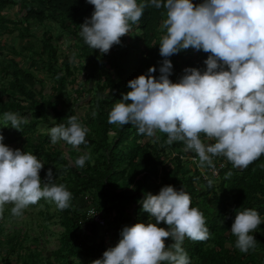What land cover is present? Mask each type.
Listing matches in <instances>:
<instances>
[{"label":"clouds","instance_id":"obj_1","mask_svg":"<svg viewBox=\"0 0 264 264\" xmlns=\"http://www.w3.org/2000/svg\"><path fill=\"white\" fill-rule=\"evenodd\" d=\"M94 6L90 17L79 25V36L89 48L108 54L114 45L130 42L132 24H138L146 7L163 9L160 29L159 77L152 63L146 74L127 83L130 91L121 95L108 115L109 124L132 125L138 134L148 137L167 135V144H183V153L173 150L169 159L179 158L191 164L202 177L215 161L223 157L233 169L246 170L264 155V0H86ZM193 49L208 56L204 70L184 69L178 82H173L170 57ZM176 55V57H177ZM81 59V58H80ZM200 61V55H197ZM183 66V64H182ZM180 69V68H179ZM96 112L92 113L93 118ZM3 127L21 131L28 118L18 113L4 112ZM2 127V128H3ZM89 128L76 115L67 123L50 128V142L61 140L79 148L87 143ZM0 132V219L10 208L12 217L23 216L25 210L41 199L53 203L57 210L72 207V193L63 183H57L51 168L41 178L44 163L30 151L14 149L4 142ZM193 158L197 160L194 161ZM91 154L79 155L74 164L83 169ZM207 166V167H206ZM264 167V165H262ZM232 176L229 171L225 179ZM214 182L208 181L209 187ZM87 202L88 215L98 213ZM138 203L149 215V222L125 225L115 246L108 247L101 258L90 264H193L183 247L186 239L206 242L211 239L204 213L192 206L190 194L182 187H161L158 194L147 192ZM231 233L235 247L242 253L256 248L252 233L264 224L254 208L235 210ZM85 216L87 222L90 221ZM106 226L99 230L106 239L113 233ZM227 219V217H225ZM167 227H160V224ZM97 229V227H96ZM171 238L173 243L166 244Z\"/></svg>","mask_w":264,"mask_h":264},{"label":"trees","instance_id":"obj_2","mask_svg":"<svg viewBox=\"0 0 264 264\" xmlns=\"http://www.w3.org/2000/svg\"><path fill=\"white\" fill-rule=\"evenodd\" d=\"M138 2L146 3V0ZM199 2L200 0H194V3ZM17 6L20 7L22 15L18 21H14L5 12ZM93 9L94 6L86 0H0V35L19 31L20 37L24 38L28 36L32 23L43 26L50 20L60 24L66 33L79 41L76 46L81 52L83 70L90 71L98 79L96 87L92 88L95 96L91 100L93 112L97 115L95 118L90 116L88 121L76 111L80 90H76L78 94L75 98L68 92V85L77 83L75 68L73 69L68 60L63 66L59 65L58 48L49 31H45L41 39L44 53L40 59L52 75L53 94H46L43 81L38 80L15 58L7 55L0 60V117H3L4 112L10 111L28 118V123L22 124L21 131H18L11 128L10 124L9 127H3V121L0 120L3 142L10 147L17 142H23L22 150L37 155L45 164L40 173L41 178L45 179L48 169L51 168L56 182L65 184L72 193V201L81 197L87 198L91 206L97 207V211L106 216L109 230L119 238L125 225L149 222V215L141 211L138 203L145 193L158 194L161 187L172 185L177 190L183 187L190 194L192 206L198 207L204 213L211 233V239L206 242H193L188 239L184 241L183 247L193 264H264V224L252 233L256 238V248L248 253H242L235 247L236 237L230 231L235 210L238 209L254 208L264 220V155L243 171L233 169L225 158L220 157L225 162V168L220 175L217 178L204 179L197 170L187 169L191 164L178 157L165 163V157H170L173 150L178 149L183 153L182 143L174 142L169 145L166 142L167 135L158 132V140L149 137L148 142L143 145L140 140L148 136L138 134L132 125L109 124L108 115L114 104L120 101L123 93L130 91L127 87L128 81L146 74L152 67V58L159 53L160 39L165 34L160 29L165 16L163 9L146 7L139 23L131 26L129 37L130 42L134 38L135 44L137 43L135 51L127 47L126 44L130 42L124 43L122 37L121 44L114 45L108 54L101 55L99 50L94 51L85 45L79 36V25L89 17ZM31 51L35 49L31 47ZM11 53L19 55L13 48ZM198 53L200 61L193 63L187 60L182 64L186 68L204 70L203 62L208 54L203 51ZM179 68V63L173 64L170 79L174 83L184 74ZM177 73L181 74L179 78H175ZM154 75L159 77L158 70ZM71 115H76L79 122L89 128L87 143L81 144L78 149L64 143L73 162L81 154H91V161L83 169L71 167L62 149L51 148L49 132H41L39 129L45 123L53 126L66 124L68 116ZM229 171L232 176L225 179ZM209 180L214 182L211 187L208 185ZM89 193L91 198L88 197ZM44 201L46 200H40ZM127 205L135 206L133 217L126 213ZM59 222L63 231L59 233V247L51 253L52 259L46 257L43 250L27 255L18 253L17 249L24 248L25 235L18 230L11 235V255L17 254L15 264H90L102 257L107 249L106 234L99 230L91 218L87 223L85 216L79 215L72 204V207L62 211ZM86 226L92 232L96 227L98 233L102 232L101 235L98 234V244L87 252L80 248L83 237L81 230ZM159 226L167 227L163 223ZM34 240L38 243L37 239ZM0 242L3 244V240ZM11 255L5 256L0 264H13ZM81 257L85 259L77 260Z\"/></svg>","mask_w":264,"mask_h":264},{"label":"rangeland","instance_id":"obj_3","mask_svg":"<svg viewBox=\"0 0 264 264\" xmlns=\"http://www.w3.org/2000/svg\"><path fill=\"white\" fill-rule=\"evenodd\" d=\"M92 12H90L89 17L91 16ZM5 15L11 20L18 21L21 18L20 16L22 14H20V7L17 6L8 9L5 12ZM45 31H49V33L55 40V44L57 45L59 52V65L63 66L64 62L68 60L73 69L75 68L77 83L74 85H68V92L73 96V98H75L78 94L76 90H80L81 96L78 98L76 111L78 112L79 116L89 121L90 116H92V113L94 111V106L92 105L91 100L95 96V90H92V88L96 87L98 79L90 71L83 70V61L80 59L81 52L76 46L79 44V41L73 35L66 33L62 29V26L60 24L54 23L50 20L46 21L43 26L40 24L32 23L28 36L24 38L20 37L19 31H15L14 34L0 35V60L5 59L7 55L9 58H15L24 68L32 72L38 80L43 81V88L46 94H53V91L51 89L54 85L52 75L48 73L47 69L44 67V64L40 59L41 54L44 53L41 39L43 38ZM126 45L130 50L133 51H135V49L137 48V43L135 44L134 38L132 42L127 43ZM31 47H33L35 51H31ZM12 48L14 52H18L19 55L15 56L14 54H12ZM197 55L198 51L189 49L180 52L177 57H171L170 59L172 60L173 64H176V62L179 63V70L184 71L185 66H182L183 61L198 60ZM162 59L163 58L159 53H156L152 58V63L157 67L158 73L160 61ZM180 76L181 74L177 73L175 78H179ZM0 120L2 121V117H0ZM51 127H53L51 123H45L40 125L39 129L41 132H49ZM111 135H113V133H111ZM148 140L149 137H145L144 139H141L140 142L144 145L148 142ZM64 143L65 142L61 140L55 145H50L52 146V149H62L63 154L68 159L70 166L75 167L73 159L69 157V149L64 146ZM23 146V142H17L13 144L12 147L14 149L18 148L22 150ZM188 168H190V166L187 167V169ZM88 197H92L91 193L88 194ZM71 204L74 205V209L79 212V215H88V211L86 209L88 205L87 202H84V197L73 200ZM134 208V205L125 206L126 213L130 214L133 217ZM61 213L62 211L57 210L55 205L53 203H49L48 201H39L36 205L29 206V208L25 210L23 216L19 218L12 217L10 214V208L6 209L3 214V218L0 219V230L3 229L0 234V240H3V244H1L2 242H0V263L4 261L5 256L11 255V235L13 236L17 230L23 232V235H25V241L23 243L24 248L17 249L18 253L27 255L35 252L36 250H43L44 255L52 259L53 257H51V253L59 247V233L60 231H63V228L59 222L61 219ZM81 231L83 237L80 240V248L87 252L98 244V234L101 235L102 232L98 233V230H96V228L92 232L89 226H86ZM34 239H37L38 243H36ZM168 239L169 240L166 244L170 245L171 243H173L171 238ZM118 240L119 237L113 234L110 238L106 239V248L115 246ZM35 243L38 245L39 249H37V245ZM16 256L17 254L11 255V258L14 262L13 264H15L16 262ZM84 259V257H81L77 260Z\"/></svg>","mask_w":264,"mask_h":264},{"label":"built area","instance_id":"obj_4","mask_svg":"<svg viewBox=\"0 0 264 264\" xmlns=\"http://www.w3.org/2000/svg\"><path fill=\"white\" fill-rule=\"evenodd\" d=\"M193 160L196 161L197 159L193 158ZM224 168H225V162H221L217 160L207 170L202 171V176L204 179H208L209 177L217 178ZM90 209H94L95 212L98 213L95 208H90ZM88 217L91 218L89 215ZM91 219L93 223L98 224L101 227L106 226V220L99 213Z\"/></svg>","mask_w":264,"mask_h":264}]
</instances>
